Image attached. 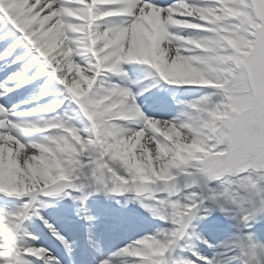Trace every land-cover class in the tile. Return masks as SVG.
Returning <instances> with one entry per match:
<instances>
[{
	"label": "snow or ice",
	"instance_id": "snow-or-ice-1",
	"mask_svg": "<svg viewBox=\"0 0 264 264\" xmlns=\"http://www.w3.org/2000/svg\"><path fill=\"white\" fill-rule=\"evenodd\" d=\"M0 21L14 30L0 40H15L0 60L25 49L12 60L21 70L0 84V97L41 80L42 87L63 89L55 103L27 110L35 120L16 119L0 103V193L27 197L17 210L0 213V264H34L29 257L62 264L27 242L37 239L23 223L33 215L64 246L70 264L102 254L89 201L125 193H132L125 205L134 201L168 227L99 264H264L256 258L264 243L248 231L264 218V0H0ZM125 65L144 66L143 79L151 82L133 91L142 81L131 80ZM10 82L16 83L9 88ZM161 83L211 91L176 101L179 111L165 119L137 103ZM49 95L44 87L24 103ZM65 101L77 106L86 128L57 111ZM149 102L163 108L168 99ZM21 133L41 138L24 142ZM41 196L77 203L86 249L77 253V242L41 215L53 206ZM216 213L235 229L219 244L201 228Z\"/></svg>",
	"mask_w": 264,
	"mask_h": 264
},
{
	"label": "bare ground",
	"instance_id": "bare-ground-1",
	"mask_svg": "<svg viewBox=\"0 0 264 264\" xmlns=\"http://www.w3.org/2000/svg\"><path fill=\"white\" fill-rule=\"evenodd\" d=\"M156 2L158 4H162V5H166L168 3L171 2V0H156ZM9 30H12L10 28V26L8 24H6L5 21H0V32H3V31H9ZM14 31V30H12ZM187 33H194L195 34V31L194 30H183ZM8 39H10L11 41L13 40L12 37H9ZM4 42L0 43V52H1V55H3L5 53V48H4ZM22 46L20 48H18L15 53L13 54L12 57H9L7 60L8 61H12L15 57V54H22ZM7 60H0V67H4L5 64H3L4 62H6ZM137 67L138 65H125V68L129 70V77L131 80H138V76L135 77L136 75H134L135 73H137ZM12 69L14 68H18L20 69L21 66L19 64H13L12 63ZM7 69H3L1 74H0V84L2 83H5L6 80L4 79L5 78V75H2L4 74V72L6 71ZM31 74V73H30ZM135 77V78H134ZM114 82H117V83H126V81H121L118 77H113L112 78ZM147 82H150V81H147ZM14 83L16 82H10L7 84V86H13ZM34 83V87L38 88V93H35L34 96H40L42 94V90H43V87H42V83H43V80L41 81H36V82H33ZM51 85V84H50ZM50 85H48L49 87H51ZM47 86V88H49ZM161 86V85H160ZM139 87V85H136V86H133V91H136ZM196 89H201V88H196V87H189V86H185L184 88H182V90L187 93L188 95L192 96L195 92H196ZM26 90H23V89H20V88H17L16 91H12L9 95H7L6 97H0V103H3L5 105V107L9 108L10 110L14 111L15 113H17V115L19 116L20 113H27L25 111H27V109H29L30 107L31 108H34L33 106L37 105L38 103H41L42 105L40 107H45V106H48L49 104H52L54 103V101L56 100H53L52 96H46L43 100H40V101H36V102H32V103H24L25 101H31L32 100V96L30 97V95L28 97H25L24 94H25ZM25 99V100H24ZM46 100H48L49 102H45ZM137 103H139L141 105V107L143 108V110L148 114V115H154V116H160V117H163L165 119L167 118H171L172 116H175L177 111L173 108H170V107H165L163 109H158V107H153L152 103H150L149 101H145L144 98H138L137 100ZM13 105H17L18 107L14 108L13 109ZM70 105V104H69ZM38 106V105H37ZM40 107H37V108H40ZM67 107V105H63L61 109H58L57 111L58 112H61V110L63 108ZM16 115V117H17ZM52 115H55V113H53ZM15 117V118H16ZM130 126H134V125H130ZM21 136V139L26 142V138H24L25 136L20 134ZM141 143H144L143 140L141 141ZM28 231H32V229H27ZM257 231L259 230H262V229H259L257 228L256 229ZM256 231V232H257ZM95 234L96 235H99V232H97L96 230H94ZM114 234L115 233H118V232H113ZM119 233H122V232H119ZM261 235L262 233H260L259 235L256 234L257 238L259 240H264L261 238ZM110 234L107 235L104 239H102V242L104 244V246H107L105 248H103V253L100 254V253H97L93 258H90L89 261L88 259L84 262V264H99V261L102 260V259H105V258H108L111 256L112 253L116 252L114 251L115 249V245H112L113 242H111L110 238H109ZM207 236V234H206ZM220 236H216V235H213V236H210L208 238H210V240H213V243L214 244H219L220 241L219 239ZM107 238V240H105ZM215 241V242H214ZM223 241H226V240H223ZM28 243L34 245V246H37V247H42L40 244L42 243L40 240H32V239H28L27 241ZM43 242L46 244V246L48 248L46 249H49L51 250V252L53 251L55 254L57 253L56 249L54 248V245L53 244H50L48 243L47 241L43 240ZM129 243L128 240H123L120 244L122 245L121 247L123 248L125 245H127ZM112 245V246H111ZM109 247V248H108ZM200 248L201 250L205 253V255H211V252L208 251L205 246L203 245H200ZM114 251V252H113ZM59 257V255H58ZM30 259H32L34 261V264H43L42 261H39L37 260L35 257H29ZM61 258V256H60ZM256 258L258 260H264V250H257V254H256ZM193 259H195V257H193ZM62 260L67 263L68 262V259L66 257L62 258ZM88 261V262H87Z\"/></svg>",
	"mask_w": 264,
	"mask_h": 264
},
{
	"label": "rangeland",
	"instance_id": "rangeland-1",
	"mask_svg": "<svg viewBox=\"0 0 264 264\" xmlns=\"http://www.w3.org/2000/svg\"><path fill=\"white\" fill-rule=\"evenodd\" d=\"M184 33L185 34H194V33H187L185 31H184ZM139 72L142 73V74H145L144 73V67H141L140 70H139ZM142 85H143V83H140L139 84V86H141V87H142ZM58 91L60 93L63 92L62 89H59ZM209 91H211V90L208 89V88H202L200 90L196 89L194 99L197 98L198 96L206 93V92H209ZM187 96L181 97L178 100L187 99ZM178 100H176V101H178ZM176 101H174V103H175L176 106L179 107V105L177 104ZM45 102H49V101L46 100ZM37 105L40 106L41 103H38ZM33 107H35V105ZM29 109H32V108L30 107ZM25 112H27V111H25ZM38 118H39L38 116L30 115V114H26V113L24 115H19V116L17 115V117H16V119H27V120H35V119H38ZM85 123H86V127H87L89 125V123L86 122V121H85ZM21 134L25 136L24 138H26V142L29 141V140L40 139L41 138V135L40 134H34V133H21ZM143 142H145V141L143 140ZM60 202H61V206H64V208H66L68 210H71V211L75 209V211H76L77 203L75 201H73V200H71L69 198H63ZM127 204L128 205L130 204L129 207H131L132 209H136L137 210V214L134 215V220L135 221H138L137 223H139V224H137V226L139 228V231H138V234L136 235L138 237L136 239L129 240V243L132 242V241H134V240H137L139 238H142L146 234H152V233H154L157 228L168 227V225H166L163 221L154 218L150 213L146 212L143 208L140 207L139 204L135 203L134 201L129 202ZM127 204L125 205V203H123V206L128 208V205ZM113 206H114L113 209H115V207L117 206L116 201L114 202V205ZM119 206H121L123 208L122 205H119ZM89 207H90L91 211L92 210H95V209H97L98 211L102 210L103 212L106 209L108 210V212L113 211V210H111V207H112L111 206V202L108 201V197L104 196L103 194H99L97 196L92 197L90 199V201H89ZM11 208L12 207H10V208L7 207V209L4 208L6 211L3 210V209H0V213L10 211L9 209H11ZM45 210H47V209H45ZM103 214H101V216H103ZM136 215H137L138 219H137ZM34 218H35L34 215L30 217V219H33V220H34ZM210 219L215 220V221H217L218 219L219 220H222L223 221V225L225 227H227V232L229 234H231V235H234L235 229L232 227V223H234V222H230V221L226 220L223 217V215L220 214V213H216L214 215V217H212ZM261 220H262V223L264 224V218H262ZM258 224L261 225L260 223H258ZM248 231H250V230L248 229ZM118 248L117 249H114V251H117Z\"/></svg>",
	"mask_w": 264,
	"mask_h": 264
}]
</instances>
